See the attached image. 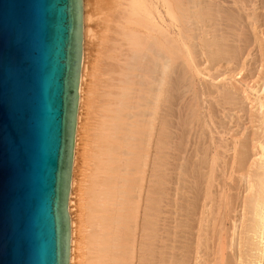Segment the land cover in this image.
Instances as JSON below:
<instances>
[{
    "label": "bare ground",
    "instance_id": "bare-ground-1",
    "mask_svg": "<svg viewBox=\"0 0 264 264\" xmlns=\"http://www.w3.org/2000/svg\"><path fill=\"white\" fill-rule=\"evenodd\" d=\"M83 42L70 264H264V0H84Z\"/></svg>",
    "mask_w": 264,
    "mask_h": 264
},
{
    "label": "water",
    "instance_id": "water-1",
    "mask_svg": "<svg viewBox=\"0 0 264 264\" xmlns=\"http://www.w3.org/2000/svg\"><path fill=\"white\" fill-rule=\"evenodd\" d=\"M84 0H0V264H70Z\"/></svg>",
    "mask_w": 264,
    "mask_h": 264
},
{
    "label": "rangeland",
    "instance_id": "rangeland-1",
    "mask_svg": "<svg viewBox=\"0 0 264 264\" xmlns=\"http://www.w3.org/2000/svg\"><path fill=\"white\" fill-rule=\"evenodd\" d=\"M98 51H99V47H94V49L92 50V52H93V58H94V60L93 61H95V60H97V62L95 61V63H97L98 64V62H99V60H100V55H98V54H100V51H99V53H98ZM98 58V59H97ZM248 61V60H247ZM247 61L245 62L246 63V65H247ZM97 64H96V66H95V64H94V70H93V75H92V77H91V81L93 82V84L91 83L90 84V86H92V88L90 87V89H91V92L94 94V93H96V95L94 96V95H92L91 97H93L94 96V98L92 99V98H90V99H92V101H91V108H90V110H89V112L87 113L86 112V114H85V118H84V126H85V131H84V142L85 143H83L84 144V146H82L84 149L82 150V153L84 154V156H83V159L81 160V161H83V164L81 165V171H80V173H79V175L81 174V178H79L80 180V183H79V185L80 186H82V189L83 190H86L87 189V187H88V180H89V177H90V174H91V172H92V169H93V164L91 165V163H92V161H91V159L89 158V153H90V150H91V148H92V139H93V134L95 133L94 131H95V127H96V122H97V119H98V116L99 115H97V114H99L100 113V109H99V107H100V104L98 103V97H97V95L98 96H101V95H103V92H104V81H105V79L107 78V76L106 75H104V73L102 72V70H99V67L97 66ZM251 64H253V62H251L250 64H248V67H250L251 66ZM206 65V64H205ZM204 65V66H205ZM208 65H209V67H208ZM250 65V66H249ZM256 65H258L259 66V64H256ZM255 65V66H256ZM236 67L235 65H229V67L228 66H226V69H224L223 67H219V66H217V65H214V64H207L205 67H207L208 69H209V72L207 71V70H204L205 72H206V74L204 73V75H206V76H210V77H214V81H213V79H211L210 77L208 78L207 77V79H208V81H207V79L206 78H202L203 79V83H205V81H207L206 83L211 87V86H213L212 87V89L211 90H214L215 92L216 91H218V90H216V88L217 89H221L220 91L222 92V90H224V88H222V86H225V85H228L229 83H228V81L227 80H229V82L230 83H232V84H234L235 86L237 85L238 87L239 86H242L243 87V85H241L242 83H240V82H242L241 80V77H244V73H242L241 75L239 74V76H238V73L236 74V73H234V74H232L233 73V71H232V68L231 67ZM253 66V68H254V71L256 70L257 71V69H258V66ZM97 67V68H96ZM212 67V68H211ZM215 67H217V68H215ZM218 67H219V69H218ZM228 67V68H227ZM210 68H211V70H210ZM222 68H223V71H222ZM212 69H213V71H212ZM218 69V72H219V74L216 72V70ZM221 69V70H220ZM230 69V70H229ZM250 69V68H249ZM215 70V71H214ZM220 70V71H219ZM224 70H226L225 72H224ZM261 70V69H260ZM98 71V72H97ZM102 73H101V72ZM210 71H212V72H210ZM222 71V72H221ZM208 72V73H207ZM224 72V73H223ZM228 72H229V74H228ZM239 72V71H238ZM101 73V74H100ZM210 73H212V75L210 74ZM214 73H216V74H218L217 76L214 74ZM222 73V74H221ZM248 72H246V74H247ZM228 75V79L227 78H225V76L224 75ZM214 75V76H213ZM224 77L223 78V80H224V83H223V81H222V76ZM234 75H237V76H235V78L233 77ZM96 76V77H95ZM219 76V77H218ZM102 77H104V78H102ZM218 77V78H217ZM258 77V76H257ZM95 78H97V79H95ZM100 78V79H99ZM92 79H94V81L92 80ZM201 79V80H202ZM206 79V80H205ZM209 79H211L212 81H210ZM219 79V80H218ZM256 79V78H255ZM100 80V81H99ZM107 80V79H106ZM216 80V81H215ZM103 81V82H102ZM218 81V82H217ZM221 81V82H220ZM225 81H226V83H225ZM212 82V83H211ZM220 82V83H219ZM219 83V84H218ZM222 83V84H221ZM240 83V85H238V84ZM101 84V85H100ZM103 84V85H102ZM211 84V85H210ZM213 84V85H212ZM215 84V85H214ZM94 85V86H93ZM220 85H221V88H219L220 87ZM216 86V87H215ZM96 87V88H95ZM214 88V89H213ZM243 88H246L245 86L243 87ZM94 91V92H93ZM97 91V92H96ZM213 91V92H214ZM102 92V93H101ZM96 99V100H95ZM99 100H102V98H100L99 97ZM206 104H208V103H206ZM205 105V104H204ZM204 107H206V106H204ZM229 109V108H228ZM92 111V112H91ZM225 111H223V112H220L218 115L220 116V114H222V116H224L223 118H222V116H220L221 117V120H223L227 125H231V126H233L234 125V123H235V121L237 120V117L236 118H234V119H231V117H233V116H231L230 118L229 117H227L226 118V120H224V118H225V114L226 113H224ZM226 112H227V114H228V111L226 110ZM233 112V111H232ZM234 113H236V112H234ZM234 113H232V114H234ZM218 115H216V117L214 118V121L215 122H217V120L218 121H220V118H218ZM231 114H229V116H230ZM229 118V119H228ZM86 120V121H85ZM230 120V121H229ZM234 122V123H233ZM232 123H233V125H232ZM87 127V128H86ZM87 137H86V136ZM85 146H87V147H85ZM84 151V152H83ZM86 158V159H85ZM90 161H91V163H90ZM82 163V162H81ZM84 171V172H83ZM78 195H79V193H78ZM83 198H84V196H83ZM85 199V198H84ZM76 201H78V203H79V198H77L76 199ZM81 228H82V230L83 231H85L84 232V236H87V234L89 233V228H88V230L86 229V225L84 224V225H82L81 226ZM84 252H86V253H84V254H86L87 255V251H86V249H85V251ZM86 257H85V259H84V261L82 262V264H85L86 263ZM87 264V263H86Z\"/></svg>",
    "mask_w": 264,
    "mask_h": 264
}]
</instances>
